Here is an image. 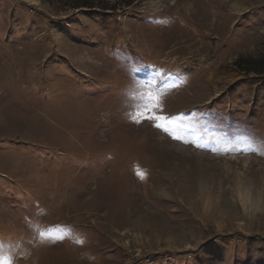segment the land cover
<instances>
[{
    "label": "rangeland",
    "instance_id": "374dc122",
    "mask_svg": "<svg viewBox=\"0 0 264 264\" xmlns=\"http://www.w3.org/2000/svg\"><path fill=\"white\" fill-rule=\"evenodd\" d=\"M81 2L0 0V257L264 264V0Z\"/></svg>",
    "mask_w": 264,
    "mask_h": 264
},
{
    "label": "trees",
    "instance_id": "16d2710c",
    "mask_svg": "<svg viewBox=\"0 0 264 264\" xmlns=\"http://www.w3.org/2000/svg\"><path fill=\"white\" fill-rule=\"evenodd\" d=\"M136 1L137 0H115L113 9L120 8V7H128ZM71 7L72 8H88L91 10L93 9L106 10V8L108 7V3L106 2V0H84V2L75 3ZM258 64L262 66V68H264V58L260 60ZM248 72H253L256 74H264V70L260 71L259 69H251V70H248Z\"/></svg>",
    "mask_w": 264,
    "mask_h": 264
},
{
    "label": "snow or ice",
    "instance_id": "6c2138e0",
    "mask_svg": "<svg viewBox=\"0 0 264 264\" xmlns=\"http://www.w3.org/2000/svg\"><path fill=\"white\" fill-rule=\"evenodd\" d=\"M152 99V97H149ZM159 107L158 100L156 103L153 105L151 109L146 108L144 115V119H149L155 121L154 126L157 128H161L164 132L168 133L170 131L169 129V124L173 121H175L177 118L176 117H167V116H162V115H156L155 114V108ZM182 118V116H181ZM140 122V121H137ZM174 139H180L179 136H173ZM43 236V233L41 234ZM0 264H11V259H5L3 257H0Z\"/></svg>",
    "mask_w": 264,
    "mask_h": 264
},
{
    "label": "bare ground",
    "instance_id": "6f19581e",
    "mask_svg": "<svg viewBox=\"0 0 264 264\" xmlns=\"http://www.w3.org/2000/svg\"><path fill=\"white\" fill-rule=\"evenodd\" d=\"M190 61H191V60H190ZM192 61H193V60H192ZM190 66H192V64L189 63V62H187L185 67H190Z\"/></svg>",
    "mask_w": 264,
    "mask_h": 264
}]
</instances>
